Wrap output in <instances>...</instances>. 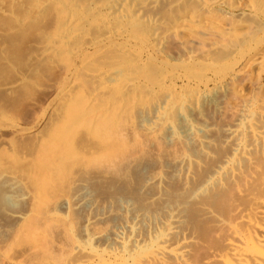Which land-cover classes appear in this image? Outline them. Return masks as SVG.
Instances as JSON below:
<instances>
[{"label": "bare ground", "instance_id": "6f19581e", "mask_svg": "<svg viewBox=\"0 0 264 264\" xmlns=\"http://www.w3.org/2000/svg\"><path fill=\"white\" fill-rule=\"evenodd\" d=\"M235 1L69 6L86 7L82 31L99 32L70 49V81L51 106L65 118L49 137L13 126L38 139L41 154L0 164L13 226H0V264H264V0L246 1L242 30L219 15ZM138 28L143 36L126 37ZM112 52L132 58L101 66ZM99 101L127 115L117 154L92 117L80 120ZM83 131L107 148L80 149Z\"/></svg>", "mask_w": 264, "mask_h": 264}, {"label": "rangeland", "instance_id": "374dc122", "mask_svg": "<svg viewBox=\"0 0 264 264\" xmlns=\"http://www.w3.org/2000/svg\"><path fill=\"white\" fill-rule=\"evenodd\" d=\"M50 1L54 2L52 3ZM55 1L0 0V114L6 115L8 120H10L9 123H3L0 120V128L4 129L3 135L0 137V164H6V167L7 165H11L12 167V163L14 164V161H12L13 158L10 159L12 153L14 156H17V154L18 156L20 154L30 155L33 158L32 163L41 154L39 140L34 136H15V127L13 126H19L18 128L22 129L28 128L33 131L43 130L45 136L47 138L49 137L50 132L52 133L65 118L66 108L60 107V114L53 116L51 115V108L55 103L56 92L59 88H63L68 80L70 81V76L68 77L66 74V69L71 63L70 61L75 64V61L73 59L71 60L73 53L71 54L70 49L71 47L73 49L75 46L79 47L83 45L99 32L97 24H93V27L87 31H82L84 23L79 18L82 17L81 15H83L81 19L85 18L87 14L86 7L83 6L82 9L77 11L78 13H73L69 9L71 4L88 5L93 0H58L61 6H56ZM246 1L248 2V0H243L242 2L239 0L237 2L235 1L238 9L236 6L233 9L227 7L220 8L219 11L221 13L219 12V15H223V13L227 17L231 15V18L237 24L239 22L236 28L238 27V30H242L244 28V24L242 23L247 20L245 18L249 15L242 8L247 4ZM239 2L240 4L238 5ZM80 11L84 12V14L82 12L80 13ZM77 14H80V16H77ZM236 17L238 20L235 19ZM135 30V32L131 30V32L126 34V37H131V35L134 38L143 36L144 30L140 28ZM70 31H72L71 33L73 35L70 40H66V42H69L66 43L64 40H61L63 39V35ZM49 42L57 43L56 45L59 43L58 48H60L57 49V52L55 51L53 54L51 52L46 53ZM118 42L119 44H123L125 41L122 39ZM83 52H80L78 56L96 55L94 49ZM108 56L109 58L100 63L102 64L101 66H111L116 62L119 64L125 59L132 58V56H123L118 52H112ZM100 64L91 67L88 65L87 68L96 66L95 69H97L100 67ZM106 102L99 101L93 105L89 113H81L80 120L83 121L87 116L92 117L100 126L99 129L101 132L99 130V134L101 136H106V134L111 135L114 151L117 154V152H122L123 148H125L122 146L120 140L125 137L124 129L128 118L126 113L123 114L118 106L115 108L109 107L110 109L108 111L104 110L103 112V109H107ZM126 112L127 114L129 113L127 108ZM75 142L84 151L86 149L99 148L104 150L107 148V144L93 141L88 131L80 132ZM13 150L15 152H12ZM28 155L26 156L30 161V156L28 157ZM142 171V169L137 170L138 181H141L143 178ZM56 175L54 174L53 176L55 177ZM55 180L58 181V179ZM111 183L109 182L107 185L109 187L106 186V192H114L117 190L115 181L113 182L114 184L112 183L111 185ZM6 191L7 188H5V185L0 184V198L3 196L6 197ZM8 208L11 209L10 207ZM3 209V205L1 206L0 204V226L12 228V223L10 221L6 222L7 220L4 219ZM15 209L16 211H24L26 208L23 203L21 205L19 203V206ZM0 234L2 238L5 235V230L1 229Z\"/></svg>", "mask_w": 264, "mask_h": 264}]
</instances>
